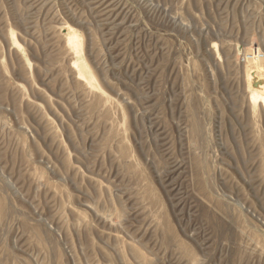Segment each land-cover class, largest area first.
<instances>
[{"label": "rangeland", "instance_id": "rangeland-1", "mask_svg": "<svg viewBox=\"0 0 264 264\" xmlns=\"http://www.w3.org/2000/svg\"><path fill=\"white\" fill-rule=\"evenodd\" d=\"M263 55L264 0H0V264H264Z\"/></svg>", "mask_w": 264, "mask_h": 264}, {"label": "bare ground", "instance_id": "bare-ground-1", "mask_svg": "<svg viewBox=\"0 0 264 264\" xmlns=\"http://www.w3.org/2000/svg\"><path fill=\"white\" fill-rule=\"evenodd\" d=\"M68 43L72 46H76L77 40L72 35L68 38ZM244 67L246 75V84L249 88H251L252 92L260 95L264 101V55L260 58H253L252 60L248 59Z\"/></svg>", "mask_w": 264, "mask_h": 264}, {"label": "built area", "instance_id": "built-area-1", "mask_svg": "<svg viewBox=\"0 0 264 264\" xmlns=\"http://www.w3.org/2000/svg\"><path fill=\"white\" fill-rule=\"evenodd\" d=\"M251 56H253V55H251ZM250 59H253V58H250ZM256 59V58H255Z\"/></svg>", "mask_w": 264, "mask_h": 264}]
</instances>
